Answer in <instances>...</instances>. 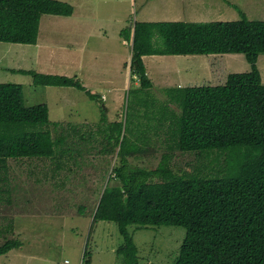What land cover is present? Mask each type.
<instances>
[{
	"label": "rangeland",
	"instance_id": "1",
	"mask_svg": "<svg viewBox=\"0 0 264 264\" xmlns=\"http://www.w3.org/2000/svg\"><path fill=\"white\" fill-rule=\"evenodd\" d=\"M55 1L72 6L73 14L46 15L35 45L0 43V84L20 85L26 107L47 106V129L54 140L65 139L60 149L90 154L8 160L0 184L6 181L3 186L8 185L12 201L10 206L0 204V245L16 239L21 247L0 256V264H119L115 251L122 239L116 225L95 222L91 228L103 189L118 184L110 180L118 148L110 155L100 154L107 146L99 129L122 122L123 133L130 130L128 137L132 134L130 139L143 150L128 161L144 170L160 166L178 175L223 178L234 173L232 164L239 155L254 154L242 148L201 155L167 151L157 116L150 110L148 119L142 117L146 109L139 101L146 98L148 107L164 108L168 88L221 86L228 74L250 71L243 55L145 57L152 88L142 95L137 80L130 79L131 46L121 32L134 22H230L239 20V13L249 21H264V0ZM256 67L264 85V54L258 56ZM10 69L73 78L99 99L91 101L73 88L34 86L30 76ZM127 230L137 248L138 264H174L185 235V229L172 226Z\"/></svg>",
	"mask_w": 264,
	"mask_h": 264
},
{
	"label": "trees",
	"instance_id": "2",
	"mask_svg": "<svg viewBox=\"0 0 264 264\" xmlns=\"http://www.w3.org/2000/svg\"><path fill=\"white\" fill-rule=\"evenodd\" d=\"M72 14V6L55 0H0V43L35 45L43 15ZM239 17L230 22H134L121 32L131 46L130 79L137 80L142 95L152 88L143 57L243 55L250 71L228 74L221 86L168 88L164 108L148 107L146 98L139 101L146 109L142 117L148 119L150 110L157 116V130L162 132L167 151L201 155L242 148L254 154L239 155L232 164L234 173L223 178L178 175L160 166L144 170L128 161L143 152L130 139L132 134L128 137L130 130L123 133L122 122L102 119L107 126L99 133L107 147L98 152L105 156L118 148V164L110 178L118 184L103 189L91 228L95 222L116 225L122 239L115 251L119 264L139 263L129 226L185 229L174 264H264V85L256 67L258 56L264 54V21H249L242 13ZM9 71L30 76L34 86L73 88L91 101L99 99L73 78ZM49 125L46 105L26 107L20 85L0 84V175L6 177L8 160L90 154L60 149L65 139L54 140ZM5 183L0 184V204L10 206ZM20 247L16 239L5 240L0 256Z\"/></svg>",
	"mask_w": 264,
	"mask_h": 264
},
{
	"label": "crops",
	"instance_id": "3",
	"mask_svg": "<svg viewBox=\"0 0 264 264\" xmlns=\"http://www.w3.org/2000/svg\"><path fill=\"white\" fill-rule=\"evenodd\" d=\"M45 16H46V15H43V16L41 17V20H40L41 22H42V20L45 18ZM48 16H49V15H48ZM164 18H166V20H167L168 16H164ZM190 57H192V56H190ZM144 58H145V57L142 58V61H144ZM157 58H158V57H152V59H157ZM101 98H103V97H101Z\"/></svg>",
	"mask_w": 264,
	"mask_h": 264
},
{
	"label": "built area",
	"instance_id": "4",
	"mask_svg": "<svg viewBox=\"0 0 264 264\" xmlns=\"http://www.w3.org/2000/svg\"><path fill=\"white\" fill-rule=\"evenodd\" d=\"M64 264H68V261H67V262H65Z\"/></svg>",
	"mask_w": 264,
	"mask_h": 264
}]
</instances>
